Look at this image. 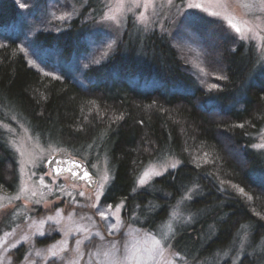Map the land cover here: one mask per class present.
<instances>
[{"label":"trees","instance_id":"trees-1","mask_svg":"<svg viewBox=\"0 0 264 264\" xmlns=\"http://www.w3.org/2000/svg\"><path fill=\"white\" fill-rule=\"evenodd\" d=\"M34 2L0 0V118L6 120L8 108L43 142L47 138L77 156L107 148L115 174L105 200L138 207L147 225H154L164 208L160 198L178 204L183 189L195 183L194 199L184 203L198 218L193 229L200 230L191 235L184 231L183 240L193 242L192 235L201 234L196 250L187 252L190 256H213L219 245H232L239 230L250 232L251 247L263 240L264 182L253 175L259 164L250 145L264 121V81L241 83L257 55L225 34L220 22L195 17L184 34L192 32L190 37L209 49L203 55L206 79L170 38L157 33L141 41L134 32L122 39L111 58L107 47L97 54L107 60L82 61L71 71L65 65L74 51L86 47L84 30H77L84 24L77 27L72 21L55 30L58 22L38 16ZM10 23L14 28L5 30ZM34 28L43 30L33 34ZM50 28L54 31L45 30ZM52 49L57 56L45 57ZM30 57L38 68L29 63ZM147 83L152 87L143 86ZM163 153L182 164L152 183L155 192L135 193L137 173ZM15 164L13 153L0 141V188L14 186ZM210 227L215 234L208 237ZM229 259L221 264H230ZM253 263L257 260L246 255L238 264Z\"/></svg>","mask_w":264,"mask_h":264},{"label":"rangeland","instance_id":"rangeland-1","mask_svg":"<svg viewBox=\"0 0 264 264\" xmlns=\"http://www.w3.org/2000/svg\"><path fill=\"white\" fill-rule=\"evenodd\" d=\"M138 2L141 6L135 7L131 0H125L121 11L115 13L120 21L119 24L111 20H102V16L107 14L110 8L115 9L116 0H35L33 9L36 4L35 11L38 16L58 22L59 25L54 28L55 30L65 29V24L70 25L72 21H75L74 25L77 27L79 23L84 24L82 29L77 30H84L87 36L86 47L77 53L74 51L69 64L65 65L71 71L78 70L82 61L99 64L107 60V57L97 54L103 53L109 45H111L109 53L111 58L122 39L134 32L140 36L141 41H144L146 35L157 33L170 38L172 43L178 46L182 57L188 59L196 72L205 76L206 79L203 55L209 49L207 51L204 45L202 46V42L190 37L192 32L184 34L195 17H204L220 22L225 34L243 44L244 49L257 55L255 65L249 71V78L245 77L244 82H241L242 85L264 81V12L261 11L259 0H228L226 6L216 0H172V4H169L168 0H154L148 8L142 6L144 0H138ZM189 3H199L202 7L189 8L187 7ZM205 8L208 9L207 12L203 10ZM211 12H220L221 17L231 18L234 22L247 20L249 23L246 27L251 29L248 32V38L241 40L239 35L228 26L225 19L213 16ZM66 14L71 15L65 20L58 18ZM141 15L146 18V22L141 20ZM20 17L22 19V16ZM13 28L14 24L10 23L5 25L4 29L10 31ZM41 30L43 29L34 28L31 33L34 34ZM45 30L54 31L53 28ZM126 32L128 33L125 35ZM132 43L131 38L127 45L130 46ZM57 53L56 49L47 51L45 57L51 59L53 56L56 57ZM27 59L32 66L39 67L31 57ZM143 86L152 87L148 83ZM4 110L6 120L0 118L2 131L0 141L6 143L15 157L16 181L10 188H0V264H69V261L76 259H79V264H110L111 260L118 255L115 253L113 242L117 248L127 243L134 252L136 249L143 251L151 246V240L147 237L148 233L162 241L168 237L164 242L166 250L161 264L163 261L172 260L175 264H221L224 259L229 258L230 264H238L246 255L249 258L254 257L257 260L256 264H264V239L256 244L252 243L251 247V234L244 230L236 233L232 245H219L221 247L217 256L215 254L203 258L190 256L187 253L196 250L201 235H192L195 240H192L193 242L189 241L188 237L186 240L182 238V233L186 230L190 235L200 230V228L193 229L198 218L192 216L191 212L184 207V203L194 199L198 189L195 183L190 184L187 190L183 189L185 195L162 221L155 222V220L154 225H147V216L140 215L138 207L130 208L124 200L115 203L105 200L108 187L115 174V166L108 160L109 150L107 148L99 147L92 153L77 156L67 148L50 143L46 137L47 142H43L33 134L32 129L23 120L11 113L8 108ZM262 137H264V121L258 131L253 134L254 139L250 145L258 157L255 164H259L255 169L258 170L254 171L253 175L264 182V149L253 147V145L264 143ZM60 150H69L73 157L88 163L92 173L98 179L95 189L86 188L85 183L69 180L66 175L68 173L53 176L46 162ZM177 161L178 166L171 168L170 165ZM181 164L182 162L173 155L160 154L137 173L135 192L150 187L155 180L175 171ZM93 165L96 167H92ZM150 166H154V171L161 172L162 175L153 176L147 185L140 186L138 179ZM105 174L109 177L107 182L103 180ZM101 184H103L102 189H100ZM98 189L101 192L100 195H97ZM81 192L84 195H80ZM189 196L191 199L187 198ZM93 204H96V207H92ZM118 204H122L119 210H117ZM107 205H111V208L108 209ZM58 209L62 210L60 214H57ZM98 209L106 211L109 219H101ZM173 211L176 212L175 218L171 215ZM112 213L116 215L113 216ZM48 216H55L56 220L49 221ZM117 217L120 221L117 224V230H113L112 235H109V224H116ZM41 221L44 222L41 223ZM169 221H171L174 234L169 233L167 227ZM40 233H45V235H40ZM206 234L207 236L210 234L208 237H211L215 231L210 227L206 230ZM25 235L29 237L27 241L22 239ZM77 240L82 241L79 253L77 252ZM206 241L207 239L203 240L201 246L205 245ZM54 245L53 250L65 249V251L60 252V255L56 257L51 256L49 249H52ZM37 251L41 255H37ZM174 253L178 255L174 256ZM136 254L139 255L138 252ZM81 256L82 259H80Z\"/></svg>","mask_w":264,"mask_h":264},{"label":"snow or ice","instance_id":"snow-or-ice-1","mask_svg":"<svg viewBox=\"0 0 264 264\" xmlns=\"http://www.w3.org/2000/svg\"><path fill=\"white\" fill-rule=\"evenodd\" d=\"M124 2H125V0H116L115 9L110 8L109 12L107 14H105L104 16H102V20H111V21H114L117 24H119L120 21L117 19V16L115 13L121 11V9L124 6ZM168 2H169V4H172V0H168ZM216 2L224 3L226 6L228 3V0H216ZM131 3L135 7L141 6V4L138 2V0H131ZM153 3H154V0H144V4L142 6L144 8H148ZM259 4L261 5V11L264 12V0H259ZM245 6H248V5H245ZM20 7L25 8V7H27V4L21 3ZM187 7H189V8H201L202 5L199 3H189L187 5ZM129 10H131V9H129ZM203 10L205 12L208 11V9H206V8ZM210 14L213 16H216V17H221L220 12H211ZM70 15L71 14H66V15H62L58 18L60 20H65V19L69 18ZM221 18L226 20L228 26L234 31V33L239 35L241 40H246L248 38V32L251 29L246 27V25L249 23L247 20L234 22L233 19L228 18V17H221ZM141 20H144L146 22V18L143 15H141ZM2 46L3 45H0V47H2ZM109 47H111V45H109ZM20 50L23 51L22 48ZM48 75H50V74H48ZM220 79H226V77H220ZM211 87L215 89V88H218V85L214 84ZM116 119H121V117H117ZM239 127L243 128L244 125L241 124V125H239ZM262 139H264V137H262ZM253 147L257 148V149H264V143L253 145ZM21 155H23V153H21ZM61 163H64V162H61ZM178 163H179L178 161L176 163H172L170 165V167L176 168L178 166ZM72 164L75 165L77 168L81 167V165H79L78 162L75 160L72 161ZM92 167H96V166L93 165ZM165 170H167V168ZM57 171H59V169ZM67 171L71 172L74 176L78 175L79 179H82V180L85 178H89V172L87 170H84L82 174L74 172L72 168H68ZM49 175H51V173H49ZM159 175H162V173L154 171V166H150L139 177L138 184L140 186H145L149 183V181L152 179L153 176H159ZM103 180L105 182H107L109 180V177L107 174L104 175ZM102 188H103V184L100 185V189H102ZM133 191H136V189L133 188ZM239 191L241 193H243L244 190L240 189ZM100 194H101V192L98 189L97 195H100ZM80 195H84V193L81 192ZM187 198L191 199V196H189ZM249 199H251V197H249ZM92 207H96V204H93ZM106 207L108 209H110L111 205H107ZM120 207H122V204L117 205V210H119ZM61 211L62 210L58 209L57 214H60ZM98 215L101 217V219H104V220L109 219L108 213L106 211H99V209H98ZM112 215L115 216L116 213H112ZM171 215L173 218H175L176 212L173 211ZM47 220L55 221L56 217L55 216H48ZM43 222L44 221H41V223H43ZM119 223H120V221H119V218L117 217V223L116 224H112V223L109 224V231H108L109 235H112L113 230H117V224H119ZM167 227H168L169 233L174 234V229L172 228L171 221L168 222ZM40 235H45V233H40ZM96 235H100V233H96ZM147 237L151 240V246L144 249L143 251L136 249L134 252L133 249H130L128 247L127 243H124L121 245V247L117 248V247H115V243L113 242V247L115 249V253L118 255L111 260L110 264H130V262H134V264H149V262H153V264H161V261L163 260L164 252L166 250L164 248V242L167 241L168 237H165L163 241L160 239H156L154 236L151 235V233H148ZM22 239L24 241H27L29 239V237L27 235H25L22 237ZM101 239H103V236H101ZM81 244H82L81 240L76 241L78 253L80 251L79 246ZM169 247H170V245H169ZM54 248H55V245L53 246L52 249H49V254L53 257H56V256L60 255V252L65 251V249H60L59 251H55V250H53ZM137 252L139 253V255L136 254ZM97 254H99V252H97ZM37 255H41V253L39 251H37ZM173 255L174 256L178 255V253H174ZM80 259H82V256L80 257ZM69 264H79V259L69 261ZM163 264H175V261L174 260L163 261Z\"/></svg>","mask_w":264,"mask_h":264},{"label":"water","instance_id":"water-1","mask_svg":"<svg viewBox=\"0 0 264 264\" xmlns=\"http://www.w3.org/2000/svg\"><path fill=\"white\" fill-rule=\"evenodd\" d=\"M75 160L78 162L81 167L77 168L75 165L72 164V161ZM64 162V163H61ZM46 166L52 170L53 176H60L66 173L68 168H72L74 172L82 174L84 170L89 172V178L79 179V176H74L72 174L71 181H75L78 183H85L90 189H95L97 187L98 179L97 177L91 172L88 164L85 161H82L79 158H75L71 156L69 150H60L56 155L51 156L48 161L46 162ZM59 169V171H57Z\"/></svg>","mask_w":264,"mask_h":264},{"label":"bare ground","instance_id":"bare-ground-1","mask_svg":"<svg viewBox=\"0 0 264 264\" xmlns=\"http://www.w3.org/2000/svg\"><path fill=\"white\" fill-rule=\"evenodd\" d=\"M248 76V78H249V72H246L245 73V77H247ZM211 89V87L209 88V90ZM155 188L151 185L150 187H148V188H146V189H142V190H139L138 192H142L141 194H145V193H147V194H149V193H151V192H155V190H154ZM137 192V193H138ZM136 193V192H135ZM179 196V195H178ZM175 198V197H174ZM160 200L162 201V202H164V208L162 209V210H158V212H159V214H158V216H157V222L158 221H162L164 218H165V216H167L168 214H169V212L171 211V210H173L174 209V206H175V201L173 200V199H166L165 197H163V198H160ZM206 212L207 213H210V210H206ZM218 213V212H217ZM209 218V217H208ZM211 218L212 219H216L215 218V216L214 215H212L211 216ZM214 220H213V226H214V224H215V222H214ZM216 225V224H215ZM218 252H219V249L218 250H216V251H214V255L216 254V256H217V254H218ZM213 254V253H212ZM216 259H218V258H216Z\"/></svg>","mask_w":264,"mask_h":264},{"label":"flooded vegetation","instance_id":"flooded-vegetation-1","mask_svg":"<svg viewBox=\"0 0 264 264\" xmlns=\"http://www.w3.org/2000/svg\"><path fill=\"white\" fill-rule=\"evenodd\" d=\"M66 175H68V177H69V180H71V177H72V173L71 172H69L68 174H66ZM86 188H88V189H90L87 185L85 186Z\"/></svg>","mask_w":264,"mask_h":264}]
</instances>
